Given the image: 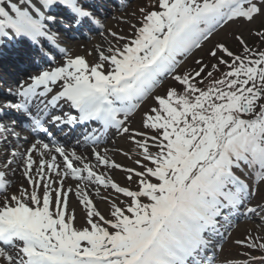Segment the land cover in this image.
Masks as SVG:
<instances>
[{
    "label": "snow or ice",
    "instance_id": "1",
    "mask_svg": "<svg viewBox=\"0 0 264 264\" xmlns=\"http://www.w3.org/2000/svg\"><path fill=\"white\" fill-rule=\"evenodd\" d=\"M0 264H264V0H0Z\"/></svg>",
    "mask_w": 264,
    "mask_h": 264
},
{
    "label": "rangeland",
    "instance_id": "2",
    "mask_svg": "<svg viewBox=\"0 0 264 264\" xmlns=\"http://www.w3.org/2000/svg\"><path fill=\"white\" fill-rule=\"evenodd\" d=\"M136 7V4L135 3H133L132 4V8H135ZM132 9L130 8L129 9V11H131ZM119 15H121V13H118L116 16H119ZM110 23H109V25L110 26H112L113 27V29L114 30H116V29H118V28H120V27H123L124 29H125V31H127V27L126 26H124V25H117V22L115 21V20H112V19H109L108 20ZM234 30V29H233ZM100 41V39H98V40H96L95 42H93V43H87V44H82V43H79V44H77L75 47H76V52L77 53H75V54H80V55H84L85 54V52L87 51V50H91V45L92 44H96V43H98ZM88 59L91 61L93 58L92 57H88ZM119 159V158H118ZM248 227H250V225H248V224H246V223H242L240 226H239V228L236 230V235L237 236H240V237H242V235H243V232H244V229L245 228H248ZM233 251H235V249H233Z\"/></svg>",
    "mask_w": 264,
    "mask_h": 264
}]
</instances>
